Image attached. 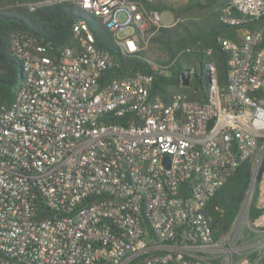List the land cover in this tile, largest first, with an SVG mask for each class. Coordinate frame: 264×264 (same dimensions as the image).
<instances>
[{"label": "built area", "instance_id": "2783aa9c", "mask_svg": "<svg viewBox=\"0 0 264 264\" xmlns=\"http://www.w3.org/2000/svg\"><path fill=\"white\" fill-rule=\"evenodd\" d=\"M155 0H38L29 11L68 3L112 34L121 55L137 54L163 27ZM264 0H228L220 38L228 55L221 87L204 61L207 99L151 94L170 64L99 83L118 67L84 19L75 44L54 53L25 33L10 36L22 78L0 105V264H264ZM129 33L120 35L123 30ZM193 74L192 72H189ZM203 78V76H202ZM250 182L226 234L214 237L208 201L240 162ZM258 212L248 220L251 204ZM255 243L240 245L244 228ZM256 253V256H252Z\"/></svg>", "mask_w": 264, "mask_h": 264}, {"label": "trees", "instance_id": "16d2710c", "mask_svg": "<svg viewBox=\"0 0 264 264\" xmlns=\"http://www.w3.org/2000/svg\"><path fill=\"white\" fill-rule=\"evenodd\" d=\"M34 1L38 0H0V105L8 106L12 102L17 89L13 88L19 86L22 78L21 65L10 50V36L14 33L28 34L43 45L49 43L56 54L75 44L72 26L78 19H84L94 35L97 48L114 54L118 64V67L101 75L100 84L137 73L150 74V66L145 60L152 58L158 63L170 64V74L154 78L152 95L168 102L171 94L184 93L189 100L201 104L207 99V85L202 78L205 73L204 61L211 59L215 62L218 83L223 87L227 80L228 55L219 39L235 42L240 39L241 30L227 27L219 20L221 9L228 0H184L182 4L155 0L146 3L145 7L159 13L170 12L173 23L158 28L146 49L124 56L116 49L109 30L92 15L68 3L33 12L21 6V3ZM253 26L264 28V18ZM187 72L193 74H189L187 86H182L181 74ZM261 92L264 95V91ZM260 166L264 168V153ZM251 170L250 159L240 162L236 171L208 201L205 215L214 237L224 235L229 230L247 191ZM257 214L252 203L248 220L252 222Z\"/></svg>", "mask_w": 264, "mask_h": 264}, {"label": "rangeland", "instance_id": "374dc122", "mask_svg": "<svg viewBox=\"0 0 264 264\" xmlns=\"http://www.w3.org/2000/svg\"><path fill=\"white\" fill-rule=\"evenodd\" d=\"M169 1L174 3V4H182L184 2V0H169ZM160 21H161V24L163 26H170L173 23V16H172V14L170 12L160 13ZM128 33H129V29H126V30H123L120 33V35H125V34H128ZM168 74H170V73L168 72ZM17 87L18 86L13 88V90H15ZM254 236L255 235H253V233L250 231V229L248 227H245L244 228V232H243V237L240 240V245H242L244 247H250L256 241Z\"/></svg>", "mask_w": 264, "mask_h": 264}, {"label": "water", "instance_id": "95a60500", "mask_svg": "<svg viewBox=\"0 0 264 264\" xmlns=\"http://www.w3.org/2000/svg\"><path fill=\"white\" fill-rule=\"evenodd\" d=\"M189 74H190L189 72L181 74L182 86H187L188 81H189ZM20 75L22 77L21 71H20ZM203 79H204L205 84H208V78L206 74L203 75Z\"/></svg>", "mask_w": 264, "mask_h": 264}]
</instances>
